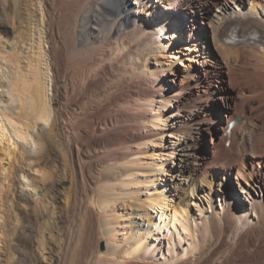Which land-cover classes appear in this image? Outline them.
<instances>
[{
  "label": "bare ground",
  "instance_id": "6f19581e",
  "mask_svg": "<svg viewBox=\"0 0 264 264\" xmlns=\"http://www.w3.org/2000/svg\"><path fill=\"white\" fill-rule=\"evenodd\" d=\"M178 1L0 0V264L69 263L76 215L101 264H264V41L233 40L264 0H196L177 46Z\"/></svg>",
  "mask_w": 264,
  "mask_h": 264
},
{
  "label": "rangeland",
  "instance_id": "374dc122",
  "mask_svg": "<svg viewBox=\"0 0 264 264\" xmlns=\"http://www.w3.org/2000/svg\"><path fill=\"white\" fill-rule=\"evenodd\" d=\"M130 1L135 6V9L140 7L138 0H137V3H134L135 0H130ZM195 1L196 0H179L177 5L175 7L171 8V10L174 12V15L170 19L169 27L170 28L172 27L171 29L174 30V25H175L174 20L179 21V23L181 25V26H178L175 28V36H174L173 41H174V44L176 43L175 45H177V46L184 43V41L185 42L188 41L189 38L194 37L195 34L190 35L188 25H192V23H194V21H199V23H201V18H200L201 15L198 13L197 14H191V12L189 13V10L187 8V6L192 5ZM166 3H167V0H150L149 5L154 6L156 10H160V9H163L165 7ZM150 9H151V7H150ZM167 9H170V8H167ZM260 26L264 30V25L260 24ZM239 31H241V29ZM199 34H201V32H198V35ZM203 42H206V39H204ZM204 44L207 46L206 43H204ZM179 50H180V48H179ZM177 53L179 54V57L181 56V58L183 57V59L176 61V65L174 67L173 73L172 72L171 73H165V74L163 72H161L162 74L160 73V76L163 79L167 78L163 81L166 85H168L170 83L174 84L176 82H179V79H180V76L182 75V71H183V67H184L179 62H181L183 64L190 62L180 52H177ZM162 60L163 59L160 58L158 55L153 56L149 60V65L151 67H159V65H160L159 62H161ZM211 67L213 68L214 65H211ZM218 68L221 69L220 67H218ZM216 78H217L218 84L220 86H222L224 89H226L225 85L227 86V83L225 81L224 75L222 74V71H221L220 77H216ZM226 92L228 93V91H226ZM160 95L161 94H159V96ZM158 100H159V98H158ZM183 101H184V98L181 97L180 103ZM212 108L215 109L216 116H217L216 120L213 121L212 125L214 124L213 128H214L215 133L219 134L222 132L224 121L227 119V117H225V112L227 111V109L232 108V100L229 98V101L226 102V104L221 103L220 101H213L212 102ZM171 109L172 108L167 109L168 115L171 113ZM201 137H202V139L199 142L197 151H200V153H202V154H209L211 152L212 148H211V145L209 143L208 136L206 135V133L205 134L203 133V135H201ZM217 149L218 148H215V150H217ZM143 195L146 196V194H143ZM144 196H142V197H144ZM149 213L151 216H153L152 219L161 223V225L164 224L163 221L160 219V214H161L160 210H159V212H157L156 209H150ZM76 216H77V217H75L76 219H74V221H73L75 225L74 224L73 225L68 224V226H66L69 228V231H70L69 234H72L74 232V235L73 234L70 235L71 241L69 240L70 241L69 243L66 241H64V242L62 241L63 245H64L63 250L64 251L67 250V254L70 255V256L68 255L69 263L67 262V264H101L97 260V254H98V252L104 253L106 251V246L104 244V240L102 238H100L101 236H100V232L98 230L97 222L95 221L94 218H92L91 220H84V222H83L81 219L82 217L78 218V215H76ZM80 216L81 215H79V217ZM80 219H81V221H80ZM75 226H76V228H75ZM64 229H65V231L68 230L65 227H64ZM64 229H63V231H64ZM36 234H37V236H40L37 229L33 234V236L37 238ZM175 237H176V239H178L177 233H175ZM34 243L35 242L33 241L32 247H33ZM70 243H71V246L68 245ZM65 245L66 246L68 245V246L66 247ZM109 256H107V258H109ZM122 264H124V263H122ZM127 264H153V263H152V260L146 259L145 262H140V261L135 260V261H133L131 263H127Z\"/></svg>",
  "mask_w": 264,
  "mask_h": 264
}]
</instances>
